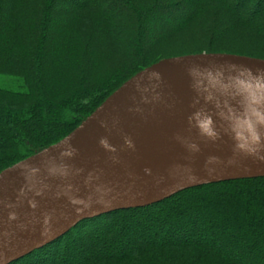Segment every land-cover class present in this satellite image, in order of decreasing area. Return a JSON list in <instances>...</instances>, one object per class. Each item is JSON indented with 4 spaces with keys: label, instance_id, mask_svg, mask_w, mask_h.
Returning a JSON list of instances; mask_svg holds the SVG:
<instances>
[{
    "label": "trees",
    "instance_id": "16d2710c",
    "mask_svg": "<svg viewBox=\"0 0 264 264\" xmlns=\"http://www.w3.org/2000/svg\"><path fill=\"white\" fill-rule=\"evenodd\" d=\"M244 31L264 45V0H0V171L66 137L164 43L192 33L198 48L172 57L227 54ZM12 264H264V178L85 220Z\"/></svg>",
    "mask_w": 264,
    "mask_h": 264
},
{
    "label": "water",
    "instance_id": "95a60500",
    "mask_svg": "<svg viewBox=\"0 0 264 264\" xmlns=\"http://www.w3.org/2000/svg\"><path fill=\"white\" fill-rule=\"evenodd\" d=\"M264 178V60L163 59L66 137L0 171V264L79 223L187 189Z\"/></svg>",
    "mask_w": 264,
    "mask_h": 264
},
{
    "label": "rangeland",
    "instance_id": "374dc122",
    "mask_svg": "<svg viewBox=\"0 0 264 264\" xmlns=\"http://www.w3.org/2000/svg\"><path fill=\"white\" fill-rule=\"evenodd\" d=\"M201 43L200 40H198V36L187 33L185 35L177 37L175 40L171 42L164 43L165 46H162L160 49V54H164L163 57L165 59L171 58L172 56L182 54V53H188V52H194L196 48H198L199 44ZM163 44V45H164ZM223 49L230 50V53L227 54H233V55H240L238 53H242V56H245L243 54H258L260 53L257 51H264V45L262 42H260L257 38L252 36L249 32L244 31L240 32L239 34L232 37V35L227 39V42L225 45H223ZM178 57V56H176ZM251 57V56H248ZM235 237V236H234Z\"/></svg>",
    "mask_w": 264,
    "mask_h": 264
}]
</instances>
